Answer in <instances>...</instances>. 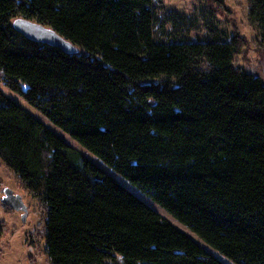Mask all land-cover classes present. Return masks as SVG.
I'll use <instances>...</instances> for the list:
<instances>
[{"label": "trees", "instance_id": "trees-1", "mask_svg": "<svg viewBox=\"0 0 264 264\" xmlns=\"http://www.w3.org/2000/svg\"><path fill=\"white\" fill-rule=\"evenodd\" d=\"M154 1L0 0V82L233 264H264V77L235 36L157 41ZM0 159L43 208L50 264H224L1 90Z\"/></svg>", "mask_w": 264, "mask_h": 264}, {"label": "rangeland", "instance_id": "rangeland-1", "mask_svg": "<svg viewBox=\"0 0 264 264\" xmlns=\"http://www.w3.org/2000/svg\"><path fill=\"white\" fill-rule=\"evenodd\" d=\"M154 8L158 15L155 27L157 41L169 42L180 38L182 41L191 42L209 40L230 42L235 36L240 44L235 65L257 77H264V44L257 24L249 16V5L246 0H155ZM167 18L177 20V26L181 29L179 35L173 34L174 29L171 23L166 24L164 28L160 27ZM23 88L25 89L26 85H23ZM0 90L116 178L154 211L197 241L209 253L224 264H233L231 260L201 241L194 232L175 220L137 187L116 174L97 157L84 151L69 135L53 125L18 93H12L2 82H0ZM3 188H10L15 194H20L27 205L28 213L23 221L21 212L0 205V264H50L46 253L43 208L36 198L24 192L16 174L0 159V199Z\"/></svg>", "mask_w": 264, "mask_h": 264}, {"label": "water", "instance_id": "water-1", "mask_svg": "<svg viewBox=\"0 0 264 264\" xmlns=\"http://www.w3.org/2000/svg\"><path fill=\"white\" fill-rule=\"evenodd\" d=\"M13 27L26 39L36 43H43L58 48L70 55L80 53L78 47L47 25L19 17L13 21ZM1 203L13 211L21 212L22 219L25 221L28 208L20 194H15L10 188H3Z\"/></svg>", "mask_w": 264, "mask_h": 264}, {"label": "bare ground", "instance_id": "bare-ground-1", "mask_svg": "<svg viewBox=\"0 0 264 264\" xmlns=\"http://www.w3.org/2000/svg\"><path fill=\"white\" fill-rule=\"evenodd\" d=\"M50 27V26H49ZM53 29V28H52ZM170 222V221H169Z\"/></svg>", "mask_w": 264, "mask_h": 264}]
</instances>
